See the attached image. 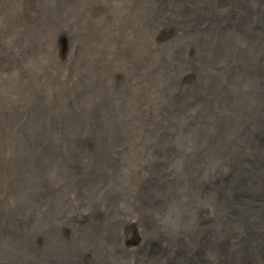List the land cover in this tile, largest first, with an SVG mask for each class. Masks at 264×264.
<instances>
[{
  "label": "rangeland",
  "instance_id": "374dc122",
  "mask_svg": "<svg viewBox=\"0 0 264 264\" xmlns=\"http://www.w3.org/2000/svg\"><path fill=\"white\" fill-rule=\"evenodd\" d=\"M180 2L0 0V211L7 207V215L18 219L15 203H19L31 214L27 228L36 226L37 233L31 236L39 238H34L37 250L29 254L28 264L53 261L49 251L52 238L41 240L50 218L57 219L53 235L69 242L80 220L89 215L112 226H117L119 214L134 215L143 225L145 237L140 236L169 252L166 239L177 220L175 210L166 203L175 204L177 194L180 202L189 198L187 203H196L193 213L207 220L213 216L223 220V211L239 202L230 198L225 205L224 199L214 206L215 213L204 214L209 197L188 186L184 172L190 175L196 171L200 181V169L212 168L206 173L208 191L215 190L214 184L221 180L235 182L233 177L241 170L255 172L248 183L253 187L252 182L259 183L256 174L264 178L262 167L248 163L264 156V146L252 143L259 127L253 123L261 122L264 107L245 111L241 119L246 124L235 122L240 131L228 136L231 141L224 138L218 145L226 124L220 117L216 130L206 127L209 134L200 143L199 158L191 146V137L200 140L202 125L212 120L211 106L224 104L222 93L243 89L240 110L254 87L264 95V5L242 20L238 9L223 3L209 7L203 0ZM106 60L110 66L116 63L112 70ZM126 62L130 64L127 67ZM96 102L102 103L100 111L91 116ZM123 103L124 108L106 113ZM232 120L239 118L234 115ZM97 139L105 144L100 149L106 146L102 149L108 161L95 171L94 165L100 161ZM92 146L97 153L90 150ZM178 149L188 155L181 164L184 172L179 165L182 156L178 158L175 152ZM226 159L235 160L234 166H228ZM172 181L174 194L169 200L162 186L167 188ZM147 183L150 187L144 190ZM240 191L245 194L248 187ZM57 193L65 199L62 208ZM31 194L47 203L36 208ZM154 197L155 206L148 208L146 202ZM128 199L136 200L132 209ZM32 207L34 211H30ZM194 217L193 226L199 230ZM250 223L249 227L243 224L238 234L234 230V236L243 238L249 232V237L257 238L255 222ZM126 224L121 226L123 236ZM85 245L79 248L77 264L84 262L82 255L93 251L90 246L87 253ZM173 245L175 249L192 246L179 240ZM263 249V244H257L248 260L251 263L244 264H264ZM157 250L135 253L127 264H147L148 260V264H159L161 258L154 254Z\"/></svg>",
  "mask_w": 264,
  "mask_h": 264
},
{
  "label": "bare ground",
  "instance_id": "6f19581e",
  "mask_svg": "<svg viewBox=\"0 0 264 264\" xmlns=\"http://www.w3.org/2000/svg\"><path fill=\"white\" fill-rule=\"evenodd\" d=\"M177 1L180 2L181 0H177ZM203 1L209 7H212L213 4L223 3V4L228 5L231 8L238 9L240 11V18L242 20L246 19L250 13L255 12L260 7V5H262V4L264 5V0H251L250 2L248 0H203ZM120 41H121V39H120ZM125 42H127V41H125ZM130 61L131 60H129V62ZM129 62H126V67L130 65ZM110 63L111 62L109 60H106V64L108 65V68L110 70H112L113 68L111 66L113 65V67H114L116 65V63L114 62L115 64L113 63L111 66L109 65ZM121 72H122V70H121ZM100 80L102 82H105V79L102 78L101 76H100ZM102 87L104 90H106L105 84H102ZM132 95L136 97L134 92H132ZM132 95L130 97V100L132 99ZM243 95H244L243 89L235 90V91H228V92L222 93L221 96L224 98L223 99L224 104L222 106H219L218 104L211 106V112H212L213 118L210 121V123L208 125L204 126L201 123L196 121V123H199L203 126L202 131H201V139L200 140H195L193 136L191 137L192 150L197 152L198 158L200 157L199 156V154H200V152H199L200 143L209 134V130L206 127L210 128V129H215L217 126V120L220 117H223L225 119L226 124L224 125V128H225L224 134L222 133L223 136H222L221 140L218 142V145H219V143L223 142L224 138L226 140H229L228 136H231L233 134L236 135V132L240 131L239 127H238L239 125H237L235 122L242 124V125L246 124V122H244V120L241 119L244 116L245 111H247L249 109H253L254 106L255 107L259 106L262 108L264 107V95L260 90H258L254 87L251 97L245 102L244 108L242 110H240L239 99L242 98ZM126 96L127 95H125V97H124V101L127 100ZM101 105H102V103L96 102L95 105L92 107L95 110L92 109L90 112V115L93 116L96 112L100 111ZM124 106L125 105L123 103V105L119 109H114L113 111H108L106 113H112V112L118 111V110L124 108ZM257 109H258V107H257ZM228 111H230V113H228ZM234 115L239 118L238 121L232 120V116H234ZM262 118L263 119L261 120L260 123L259 122L253 123V126L259 125V127L257 129H255L256 137L252 142L253 144H255V147L256 146L260 147L261 145L264 146V113H263ZM245 129H246V127L242 128V130H245ZM89 136H91L96 141V139L94 138L93 135H89ZM231 138H233V136ZM231 140H229V141H231ZM97 141L100 143L99 144L97 142V146H98V149L100 152V154H99L100 161L96 162V164L94 165L95 171L98 167H104V161H108V159L105 157V155H103V154H105V149H102L104 146L100 149L101 145H105V144L100 139H97ZM78 146H80V145H78ZM104 148H106V146ZM90 150H93L92 152L97 153L95 147H93V146L90 147ZM154 150H157V149H154ZM175 152L178 153V158H179V155L182 156V158L179 160V165L181 166V169L183 170L182 167H184V166H182L181 164L183 163V160L185 158L188 159V155H187V153H184L180 149H178ZM235 152H237V151H235ZM37 153H35V154L37 155ZM257 156H258V154L255 155V157H257ZM223 159H225V158H223ZM186 161H188V160H186ZM224 162L228 166H234L233 164L235 163V160L232 162L231 160L226 159V160H224ZM248 163L251 167L260 166V167H262L261 169H264V156H258L257 158H254L253 160L249 161ZM187 166H188V164H187ZM207 166H210V165L207 164ZM92 169H93V167H92ZM210 170L213 171L212 168L206 169L205 167H203L202 169H200L199 174L202 175V179L200 181H199V179L201 177L198 175V173L196 171L192 172L190 175H187L183 170V172L187 178V180H186L187 185L192 186L197 191H201L202 193H204V195L207 194V197H209L210 203L207 201L208 207H207L206 203H204L206 205V207L203 206L204 207L203 213L204 214H208L211 212L215 213L216 207H214V206L221 204V202L224 199H225V205L229 202L230 198H236V199H238L239 202L237 204H235L236 206L233 207L232 209L230 208L231 207L230 206L227 210L223 211V214H222V217L224 218L223 220L221 218L217 219L216 216H213L211 219L207 220L205 217H201V215H199V213L197 211H196L197 212L196 214L193 213V211H195V208H196V203H187V199H189V198H187V199L185 198L186 201L182 200V202H180L181 201L180 200V193L177 194L178 200L175 202V204L166 203L167 205H169L170 207H172L175 210L176 220H177L176 224L173 225V227H174L173 233H170L168 231L170 234L168 235V238L166 239V243L170 246L169 252H165L164 251L165 248L164 249L162 248L163 250H160L158 245H156V244L152 243L151 241H149L148 239L142 238L140 236L142 234V236L145 237V233L144 232L141 233V226H143V225L139 224L138 219L135 218L134 215H126L125 213L119 214L121 219L118 221L117 226H112V225H114L113 223L111 225H109L107 223V221L103 218L102 219L101 218L93 219V215H89V216L85 217L83 222H82V220H80L81 224L78 228L76 227L74 229L75 232L72 234V236H70L69 242H64V239L62 240L58 236L57 233L55 236L53 235L52 226L57 222L56 221L57 219L52 220V218H50L49 222L50 221L51 222H50L49 226H47L48 230L43 235L42 239L41 238L40 239L43 240L46 237L52 238L53 243L51 246H53V247L51 250L48 248L51 255H52V259H53L51 264H77L75 259H78L76 257L78 256L79 248H81L82 247L81 245H84V244H87L84 246V249L86 251L89 250V248H91V247H92L91 249L93 250L92 252L90 251L91 252L90 255L89 254L82 255V257H85L84 262L88 261L87 263H84L82 261L84 264H90L91 261H93V260H94V262L92 264H127V263H129L128 260H130L129 258L131 255H133V254L135 255V253L137 255H140L141 252H144V250L146 252V251H151L152 249H156V248H158V250L155 251L154 254H157L156 256L161 258L159 264H244L245 261H248L251 259L252 255H253L252 250H253V248H255L257 246V244H263L264 245V178L259 177L256 174L254 179H257L259 181V183L258 182L255 183V181L252 182V183H254V187H253L252 185H248V183H249V180L251 179V177H253V173H255V172H253V171L251 172V170H244V171L241 170V172L236 173L235 176L233 177V179H235V182H233L232 180H228L225 183H223V181L221 180L220 183H218L216 185L214 184V187L216 188L215 190H212V191L209 190L208 191V188H206V183H207L206 173L209 174ZM71 173H72V171H71ZM71 173H69V174H71ZM96 174H97V172H96ZM193 174H197L195 178H194ZM212 174H214V173H212ZM258 174H259V172H258ZM69 180H70V182L73 181L71 179H69ZM67 183H68V181H67ZM195 183L198 184L196 188L194 187ZM69 186L71 187V185H69ZM157 186H158L157 184L154 185V187H153L154 192H156ZM144 187H145L144 190H147L150 187V184L147 183V184H145ZM243 187H248V191L245 192V194H243L242 191H240V189H242ZM9 188H11V187H9ZM162 188H163L162 190L164 191V193L167 196L170 195L169 200H171V198H172L171 195L173 196V194H174V183H173V181H172V184L170 186H168L167 188H164L163 186H162ZM78 190H79V188H78ZM207 191H208V193H207ZM137 193H139V192L137 191ZM48 194H49V198H45V199L49 203L50 202V192L49 191H48ZM129 195H127V196H129ZM55 196H59L61 199L62 203L59 202V204H60L59 208H60L62 206V204L65 202V199L63 198V195L60 193H57ZM199 197H201V196H199ZM30 198H32V203L35 204L34 206L36 208L41 207V205H43L44 203H47L46 201L42 203L43 198L42 199L39 198L40 199L39 200L37 197H32V194H31ZM201 199H202V197H201ZM135 201L134 200L128 201V203L131 205V209L135 205ZM231 201L232 200H230V202ZM80 202H81V200H80ZM233 202H234V200H233ZM146 203L148 205V208L150 206H155V197L151 198ZM201 205H200V207H201ZM13 206H11V207H13ZM15 206H16V212L19 215L18 217H20L18 219H15V217H14L15 221L13 218H11V217H9V215H7L9 208H7V207L1 208V211H0V213L2 214V215L0 214V264H26L28 258H30L29 254H35V252L37 250L36 246H35V239L34 238L35 237L39 238V236L38 235L35 237L31 236L32 234H34V232L37 233V227L36 226L31 227L29 230L27 228L30 225L27 221L30 220V219L28 220V218L31 214L29 213L28 210L25 211L23 205H21L19 203H15ZM33 207L30 209V211H34ZM87 208H89V207H87ZM208 209H209V211H208ZM41 211H43V210H41ZM78 211H79V209H78ZM80 212H78V213H80ZM23 213H25L24 217H22ZM36 213H38V212H36ZM147 215H148V211H147ZM194 215L196 216V219H197V222L199 225V230H198V227L196 228L197 225L193 226L194 218H195ZM58 216L59 215H57L56 218ZM124 218H126L125 221L123 220ZM151 218H153V217H151ZM109 219H111V218H109ZM80 221H79V223H80ZM133 222H136L137 224L133 223ZM158 222H160V221H158ZM234 222L238 225L235 227L232 226L233 229L232 228L228 229L225 227V225L227 226L228 224H232ZM250 222H255V224H254L255 233L254 234H256V237L261 241V243L257 238L249 237L250 236L249 232L247 235H243V238L242 237L236 238V236H234V230H236L235 233L238 234V233L242 232L241 226H243V224H246L247 227H249V225L251 224ZM40 223L41 222L37 223V225H39ZM124 223L125 224L127 223L126 225H124L125 226V229H124L125 238L122 234V228H121L122 224H124ZM60 224H58V225L60 226ZM41 226H42V224H41ZM160 227H161V224H160ZM186 227L189 228L188 231L187 230L184 231V228H186ZM146 229H147V227H146ZM158 229H160V228H158ZM192 229L194 231H193L192 236H191L190 232H192ZM18 230L21 232L20 236H19ZM150 230H151V228H150ZM62 232H64V231H62ZM78 232H81V233H78ZM156 232H157V230H156ZM174 236L176 238H174ZM241 236H242V234H241ZM54 237H55V239H54ZM177 240H179L182 244L185 242H189L192 246H184L183 249H181V247H177L175 249L173 244H175L177 242ZM37 244H38V241H37ZM184 245H186V244H184ZM46 249H47V247H46ZM39 250H41V249H39ZM257 250H259V249L257 248ZM261 251L264 253V249ZM87 253H88V251H87ZM257 253H258V251H257ZM47 257H49V256H47ZM82 257H81V259H82ZM145 258H147V256ZM255 258L257 259V257H255ZM259 259H257V260H259ZM68 260H69V263H68ZM151 261H152V259H151ZM148 262H149V260H148ZM148 262H147V264H148ZM153 262H155V261H153ZM248 262H250V261H248ZM46 264H49V263H46ZM247 264H249V263H247Z\"/></svg>",
  "mask_w": 264,
  "mask_h": 264
}]
</instances>
